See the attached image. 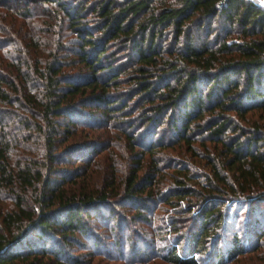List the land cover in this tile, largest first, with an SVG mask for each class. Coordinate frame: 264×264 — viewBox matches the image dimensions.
<instances>
[{
	"label": "trees",
	"instance_id": "1",
	"mask_svg": "<svg viewBox=\"0 0 264 264\" xmlns=\"http://www.w3.org/2000/svg\"><path fill=\"white\" fill-rule=\"evenodd\" d=\"M0 199V264L87 263L64 248L111 203L132 210L110 213L112 226L147 223L160 203L196 206L197 228L155 251L172 264H199L237 202L259 245L264 7L0 0ZM252 249L232 234L216 264Z\"/></svg>",
	"mask_w": 264,
	"mask_h": 264
},
{
	"label": "rangeland",
	"instance_id": "2",
	"mask_svg": "<svg viewBox=\"0 0 264 264\" xmlns=\"http://www.w3.org/2000/svg\"><path fill=\"white\" fill-rule=\"evenodd\" d=\"M91 19L92 16H89L87 21ZM77 67H80V65H77ZM83 129V131H87V128ZM104 130L103 128L92 129L83 139L96 137L97 134H102ZM83 133L85 134V132H82V135H84ZM105 155L104 152L98 157L102 160ZM73 166L68 165L66 167L70 168ZM100 167H103L102 162H100ZM246 212V203L237 202L233 206H227V217L225 218L224 227L207 242V250L198 256L199 264H216V251L218 249L223 251L224 244L231 240L232 234H235L246 246L253 249L244 256L238 257L235 261L225 264H264V236H262L259 245L255 244V240L249 231V226L245 223ZM110 213L115 215L114 217L122 216L123 214L128 217L132 210L129 207L114 206L112 203L99 208L98 216L95 213L94 216H89L86 219L87 233L90 235H76V242L64 248L66 252L76 255L80 261H88L85 264H172L163 261L158 256L157 252H155L158 251L157 248L162 249L161 252L164 253L174 243V239L180 232L188 234L198 226V219L196 218L198 214L197 207L185 201L180 202L176 206L160 203L156 208L153 206L152 209L143 211L148 217L149 222L147 223L140 220H123L122 217L118 219L119 225L112 226L107 219ZM157 227L158 229L163 228L160 230L163 234L165 233L164 229L168 231L165 236L166 239L160 240L164 236H155V234L153 237L152 232L156 233ZM151 239L155 244V249H150L149 247L151 244L149 240ZM94 241H96V244H94ZM120 245L123 248L122 252H118V249L115 248ZM41 264L44 263L42 262ZM45 264L52 263L51 261H46Z\"/></svg>",
	"mask_w": 264,
	"mask_h": 264
},
{
	"label": "built area",
	"instance_id": "3",
	"mask_svg": "<svg viewBox=\"0 0 264 264\" xmlns=\"http://www.w3.org/2000/svg\"><path fill=\"white\" fill-rule=\"evenodd\" d=\"M256 5L264 7V0H252Z\"/></svg>",
	"mask_w": 264,
	"mask_h": 264
}]
</instances>
